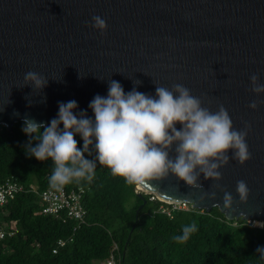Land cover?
I'll use <instances>...</instances> for the list:
<instances>
[{"label":"water","instance_id":"water-1","mask_svg":"<svg viewBox=\"0 0 264 264\" xmlns=\"http://www.w3.org/2000/svg\"><path fill=\"white\" fill-rule=\"evenodd\" d=\"M93 16L105 19L103 34L91 26ZM29 71L47 78V86L24 85ZM254 73L264 84V0H0V130L26 118L48 126L58 103L71 100L74 114L83 110L94 119L88 105L96 95L107 97L109 80L125 93L135 87L151 96L156 85L181 84L210 111L223 105L234 129L250 125L251 158L241 164L229 151L221 180L201 174L202 188L193 189L169 174L134 186L137 197L206 212L215 207L226 220H264V103L248 107L264 93L251 91ZM239 180L249 189L242 203ZM215 183L232 194V209H224ZM212 191L215 199H199Z\"/></svg>","mask_w":264,"mask_h":264},{"label":"clouds","instance_id":"clouds-1","mask_svg":"<svg viewBox=\"0 0 264 264\" xmlns=\"http://www.w3.org/2000/svg\"><path fill=\"white\" fill-rule=\"evenodd\" d=\"M91 19V26L103 34L107 28L105 19L100 16ZM249 79L254 94L264 93L258 73ZM133 83L139 85L141 82L134 80ZM26 84L42 90L48 79L29 71L24 75ZM260 103L264 101L253 100L248 107L255 110ZM77 107L75 100L59 102L57 117L51 119L48 126L28 118L23 121L25 134H37L43 129L37 137L39 142L35 147L29 144L27 151L39 161L50 158L54 162L49 178L52 187L85 180L91 182L98 162L113 176L137 188L171 174L190 188L200 189L201 174L206 180H221L219 169L229 163V151L231 159L241 164L251 158L246 143L250 125L246 124L243 130L234 129L223 105L212 112L181 84H173L171 88L156 85L155 96H151L138 92L135 87L125 93L118 81L109 80L107 97L96 95L88 105L94 119L87 117L83 110L74 114ZM177 123L181 125L179 130ZM76 135L83 140L82 149L77 146ZM173 151L174 155H170ZM93 152L94 159L86 157L85 153L91 156ZM212 187L223 192L224 209H232V194L219 183ZM236 193L239 203L247 200L249 189L245 181H237ZM206 197L215 199L216 191L203 192L199 199L203 201ZM196 231V223L186 225L182 234L173 236V240L183 244ZM257 252L264 259V248H258Z\"/></svg>","mask_w":264,"mask_h":264},{"label":"trees","instance_id":"trees-1","mask_svg":"<svg viewBox=\"0 0 264 264\" xmlns=\"http://www.w3.org/2000/svg\"><path fill=\"white\" fill-rule=\"evenodd\" d=\"M23 126L17 122L9 130H0V182L11 176L23 188L32 185L40 192L52 187L49 178L55 165L50 158L39 161L27 151L29 144L35 147L39 142L43 129L25 134ZM75 139L82 149L83 141L77 135ZM85 155L95 158V152ZM63 187L86 189L83 222L72 231V220L38 213L35 193L17 194L0 209L2 221L14 222L16 229L0 241V264H93L110 252L115 264H264L257 252L264 248V227L250 226L240 218L226 220L215 207L206 212L186 205L185 210H173L170 216L160 213L158 208L168 207L166 203L146 194L137 197L134 186L98 162L91 182ZM192 223L197 231L183 244L175 242L173 236ZM60 238L71 241L52 254Z\"/></svg>","mask_w":264,"mask_h":264},{"label":"built area","instance_id":"built-area-1","mask_svg":"<svg viewBox=\"0 0 264 264\" xmlns=\"http://www.w3.org/2000/svg\"><path fill=\"white\" fill-rule=\"evenodd\" d=\"M33 192L37 195L39 210L38 213L45 216H50L53 218H59L62 220H72L74 222V231L82 222L85 216V210L82 205V199L86 192L83 187H73L64 188L59 187H48L40 192H36L35 187L30 185L27 189L23 188L21 184L15 181L11 176L4 178L0 182V209L9 201L13 200L14 197L23 192ZM152 199V198H150ZM168 207L160 206L158 208L160 213L170 216L173 210H185L186 204L173 205L167 204ZM248 225L253 227H261L263 221L259 220H246ZM260 223L258 226L257 224ZM15 223H5L0 218V241L7 237H11L16 229ZM71 241V238L67 239H57L54 243L51 253L55 254L59 248L65 246L66 243ZM112 250H116L115 245H113ZM96 264H115V259L113 254L110 252L109 256L103 260L94 261Z\"/></svg>","mask_w":264,"mask_h":264},{"label":"rangeland","instance_id":"rangeland-1","mask_svg":"<svg viewBox=\"0 0 264 264\" xmlns=\"http://www.w3.org/2000/svg\"><path fill=\"white\" fill-rule=\"evenodd\" d=\"M258 226L260 225V223L259 224H257ZM93 264H96L95 262H93Z\"/></svg>","mask_w":264,"mask_h":264}]
</instances>
